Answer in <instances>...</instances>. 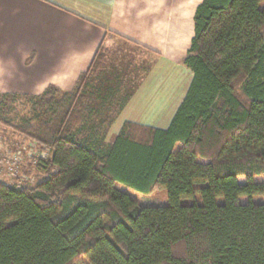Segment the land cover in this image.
I'll return each mask as SVG.
<instances>
[{
    "label": "trees",
    "instance_id": "trees-1",
    "mask_svg": "<svg viewBox=\"0 0 264 264\" xmlns=\"http://www.w3.org/2000/svg\"><path fill=\"white\" fill-rule=\"evenodd\" d=\"M116 35L69 90L0 92V124L50 150L36 185L0 179V264H264V0H201L169 125L126 120L109 139L133 91L107 77Z\"/></svg>",
    "mask_w": 264,
    "mask_h": 264
},
{
    "label": "crops",
    "instance_id": "crops-1",
    "mask_svg": "<svg viewBox=\"0 0 264 264\" xmlns=\"http://www.w3.org/2000/svg\"><path fill=\"white\" fill-rule=\"evenodd\" d=\"M200 2L0 0V92L39 94L51 83L71 89L106 32L114 31L118 51L143 50L158 57L155 64L141 62L148 68L129 67L132 60L121 67L117 57L109 65L114 77L117 71L128 72L126 83L133 90L114 130L118 132L125 120L165 128L192 79L183 60L194 36V14ZM170 67L186 71L188 82L179 73L180 81L163 87Z\"/></svg>",
    "mask_w": 264,
    "mask_h": 264
},
{
    "label": "rangeland",
    "instance_id": "rangeland-1",
    "mask_svg": "<svg viewBox=\"0 0 264 264\" xmlns=\"http://www.w3.org/2000/svg\"><path fill=\"white\" fill-rule=\"evenodd\" d=\"M116 39L117 37L115 36V45L113 46L111 51L108 68H106L107 77H110L109 79H112L115 76V74L113 73V77H112V75L108 71L109 65L112 63L115 57L119 58L117 60L119 64H122L120 65L121 67H128L126 66L128 65L127 61L130 60H132L133 63L131 62L132 64H129L130 65L129 67L132 66L137 68L139 67L141 68L142 66H144L143 68H148L144 63H141L144 61H147L148 63L151 64H155L157 62L158 60L157 55H154L153 53L148 51H143V50L136 51L134 49H129V50L121 49L118 51L115 48ZM140 72L141 71L139 70L136 71V75H139ZM127 73L128 72L125 73L119 71L116 72V76L118 77L120 76L124 78V80H122L123 88L124 87L127 88L129 85L128 83H126ZM143 73L144 72L142 71V74ZM179 73L180 75H182L183 78L182 81L188 82L189 76L188 73H186V71L181 73L178 70V68L175 69L170 67V70H168L167 73L168 76L167 80L165 79L166 75H164V79L162 82L163 87L167 86V83L169 85H172L174 84L175 81L178 82L177 80H179L178 79ZM118 77H114V79L111 80L113 84H115L116 80H119ZM12 108L13 109L10 111V117L14 122H16L22 115L29 114L30 105L29 104L23 105L21 101H16L13 102ZM114 124L110 128L108 134L109 139H111L115 134V132H117L114 130L115 128H113ZM48 155H50V150L48 148L41 146L38 142L34 140L26 139L24 136L17 133L15 130L0 124V179L1 180H4L9 184L15 185L18 188H24V187L36 185L38 182L46 178V174L38 166L39 159L48 157ZM117 186L120 189L129 193L134 198H136L140 205H164L169 202L166 188H157L152 192L144 193L136 188H133L123 183L118 182ZM257 198L260 199L261 197H257ZM192 200L193 199L187 198V199H183L182 202L191 203L193 202Z\"/></svg>",
    "mask_w": 264,
    "mask_h": 264
}]
</instances>
